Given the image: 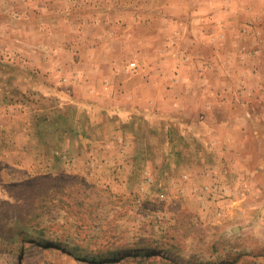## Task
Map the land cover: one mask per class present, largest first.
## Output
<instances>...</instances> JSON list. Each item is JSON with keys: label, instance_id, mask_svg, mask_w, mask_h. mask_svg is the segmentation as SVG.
<instances>
[{"label": "rangeland", "instance_id": "1", "mask_svg": "<svg viewBox=\"0 0 264 264\" xmlns=\"http://www.w3.org/2000/svg\"><path fill=\"white\" fill-rule=\"evenodd\" d=\"M0 264H264V0H0Z\"/></svg>", "mask_w": 264, "mask_h": 264}, {"label": "crops", "instance_id": "2", "mask_svg": "<svg viewBox=\"0 0 264 264\" xmlns=\"http://www.w3.org/2000/svg\"><path fill=\"white\" fill-rule=\"evenodd\" d=\"M182 127H183V126H182ZM184 127H185V126H184ZM185 128H186V127H185ZM19 163H20V162H18V163L16 162V164H17L16 166H17L18 168H21V163H20V164H19ZM248 179H249V178H248ZM240 183H241V182H240Z\"/></svg>", "mask_w": 264, "mask_h": 264}]
</instances>
